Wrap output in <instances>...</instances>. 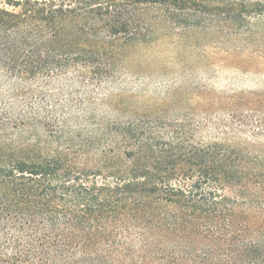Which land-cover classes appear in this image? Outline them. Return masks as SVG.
I'll use <instances>...</instances> for the list:
<instances>
[{
	"label": "trees",
	"instance_id": "trees-1",
	"mask_svg": "<svg viewBox=\"0 0 264 264\" xmlns=\"http://www.w3.org/2000/svg\"><path fill=\"white\" fill-rule=\"evenodd\" d=\"M2 1L0 264H264V157L185 121L65 120L34 86L100 84L156 25L264 60V0Z\"/></svg>",
	"mask_w": 264,
	"mask_h": 264
},
{
	"label": "rangeland",
	"instance_id": "rangeland-1",
	"mask_svg": "<svg viewBox=\"0 0 264 264\" xmlns=\"http://www.w3.org/2000/svg\"><path fill=\"white\" fill-rule=\"evenodd\" d=\"M155 28L149 42L109 46L114 69L102 83L74 74L44 80L34 85L38 101L72 122L185 121L198 140L264 157V60L239 64L226 36L179 40Z\"/></svg>",
	"mask_w": 264,
	"mask_h": 264
}]
</instances>
